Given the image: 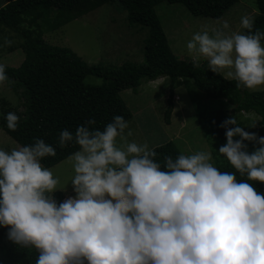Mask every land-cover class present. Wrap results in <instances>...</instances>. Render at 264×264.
<instances>
[{"label": "clouds", "instance_id": "9594fccd", "mask_svg": "<svg viewBox=\"0 0 264 264\" xmlns=\"http://www.w3.org/2000/svg\"><path fill=\"white\" fill-rule=\"evenodd\" d=\"M240 28L246 31L225 20L211 35L194 33L186 47L213 73L226 70L238 86L257 89L264 86V31L249 15ZM8 80L0 63V85ZM5 119L16 131L20 117ZM95 123L59 133L60 148L78 146L68 157L74 195L62 202L54 193L69 183L59 187L41 162L56 156L55 147L33 138L0 148V227L12 243L36 250L35 264H264V193L254 186L264 184V137L225 119L218 153L234 171L222 172L210 151L157 161L147 143L128 141L133 133L121 115L103 130Z\"/></svg>", "mask_w": 264, "mask_h": 264}, {"label": "trees", "instance_id": "16d2710c", "mask_svg": "<svg viewBox=\"0 0 264 264\" xmlns=\"http://www.w3.org/2000/svg\"><path fill=\"white\" fill-rule=\"evenodd\" d=\"M117 1L126 13L130 25L147 29L144 38V60L141 63L124 61L120 65L89 64L67 46L48 43L43 38L44 29L54 30L99 6ZM239 0H0V33L11 31L19 38L17 43L7 44V51L21 49L24 58L19 66H6L12 88L23 86L24 106L30 113V94L25 88L30 83L34 113H19L20 123L16 131L2 128L20 146L33 143V138L43 139L56 149L55 157L42 159L49 168L78 150L74 143L65 148L58 145L59 133L65 129L73 134L78 125L95 120L91 127L103 130L114 116L121 115L128 121L132 113L120 96L125 89L136 91L143 80L169 78L170 86L164 120L170 121L174 108L175 82L180 78L192 79L193 85L205 98H223L237 112H252L259 117L258 133L264 137V89L247 91L237 81L213 73L208 63L194 64L192 60L177 57L168 43L155 7L161 2L179 3L193 15L212 19L221 18ZM255 28L264 31V0H255ZM27 24V27H22ZM246 31V30H243ZM0 42H2L0 40ZM264 43V42H262ZM102 79L101 84H86V76ZM180 82V80L177 81ZM178 99V97H177ZM215 121V120H214ZM156 159L163 162L165 155L173 158L180 153L171 142L154 147ZM219 154L218 150L214 155ZM222 172L234 171L231 165L216 166ZM237 179H246L237 174ZM264 193V184L254 182ZM57 202L64 194L54 193ZM7 228L0 227V264H35L38 253L21 247L7 238Z\"/></svg>", "mask_w": 264, "mask_h": 264}, {"label": "rangeland", "instance_id": "374dc122", "mask_svg": "<svg viewBox=\"0 0 264 264\" xmlns=\"http://www.w3.org/2000/svg\"><path fill=\"white\" fill-rule=\"evenodd\" d=\"M155 10L172 52L183 60H192L196 65L207 60L202 57L198 59L187 50L186 45L194 33L208 30L211 35L212 30L219 28L225 20L228 21L231 30L243 31L244 29L240 28L241 17L249 15L254 18L257 14L255 0H239L219 19L193 15L179 3L161 2L156 5ZM22 27H27V24H23ZM139 27L130 25L123 8L117 1H113L77 17L60 28L44 29L43 38L50 44L71 48L89 64L101 62L104 65H120L124 61L141 63L144 60L143 46L147 29ZM0 40L2 41L0 63L6 66H19L24 58L23 51L15 49L8 52L5 43L6 41H11L10 44L17 43L19 38L14 32L3 31L0 33ZM221 74L228 78L226 70ZM178 80L180 82L177 84ZM178 80L173 88L174 108L169 123L164 120L166 101L171 88L169 78L159 77L156 83L148 85L143 80L136 91L125 89L120 92L121 98L132 113V117L127 121L133 133L127 137L129 142L147 143L150 148H154L172 141V146L180 154L210 151L212 162L218 166L229 164L221 154L214 155V151L226 142L225 129L219 127L225 119L235 117L239 126L245 127V131L255 132L260 136L259 117L256 114L234 111L233 106L223 98H205L203 93L195 88L190 78ZM84 83L101 84L102 79L89 75L84 78ZM25 88L30 94V113L23 104L25 100L23 86L12 88L10 83L0 85V126L3 122L6 123L5 116L8 112L33 115V89L28 81ZM243 88L247 91H260L264 86L257 89ZM253 124L255 127L250 128L249 126ZM127 131L126 129L125 133ZM17 146L20 145L0 128V148L10 151ZM252 150L253 144L248 143V151ZM49 168L59 177V187L68 184L74 175L72 162L68 157ZM60 192L64 194L63 200L74 195L70 183L65 191Z\"/></svg>", "mask_w": 264, "mask_h": 264}, {"label": "crops", "instance_id": "0c3cea01", "mask_svg": "<svg viewBox=\"0 0 264 264\" xmlns=\"http://www.w3.org/2000/svg\"><path fill=\"white\" fill-rule=\"evenodd\" d=\"M158 79V78H157ZM156 81V79L155 80H150V81H147L145 84L146 85H148L149 83H152V82H155ZM156 83V82H155ZM169 142H172V141H169Z\"/></svg>", "mask_w": 264, "mask_h": 264}]
</instances>
